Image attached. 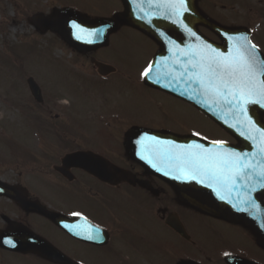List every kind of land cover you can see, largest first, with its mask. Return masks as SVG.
<instances>
[{"label": "rangeland", "instance_id": "374dc122", "mask_svg": "<svg viewBox=\"0 0 264 264\" xmlns=\"http://www.w3.org/2000/svg\"><path fill=\"white\" fill-rule=\"evenodd\" d=\"M215 1L219 7L214 11L208 9L213 18L226 25L243 27H248L250 22L248 28L253 42L260 41L264 49V0L261 3L258 0ZM59 7L75 8L89 18H110L124 9L121 0H0V156H5L10 163L11 176L26 167L23 162L32 160L29 153L43 142L40 141L43 137L51 144L58 142L56 130L50 124L60 126L66 122L76 135L79 130L75 123L81 122L89 112L97 111L99 115V111H110L109 120L120 117L127 121L126 125L155 129L163 122L165 127L182 134L196 132L210 140L224 139V132L194 106L146 85L141 74L158 51L150 38L123 26L110 37L108 46L94 52L97 62L93 63L67 47L56 32L38 31L33 16L49 15ZM204 33L218 41L215 35ZM105 64L115 67L116 73L102 77L98 70ZM30 76L42 87L45 106L51 107L50 114L40 108L32 109L35 104L27 86ZM79 91L82 93L77 94ZM37 115H43L46 123ZM86 120L84 138H95L94 126ZM39 128H45L43 134H37ZM72 132H67L66 138L76 139ZM30 180L27 178L25 183L37 194L40 191L35 180ZM45 202L53 204L54 197L46 196ZM157 221V237L167 242L168 228ZM207 223L199 218L190 219L202 246L209 254H215L217 240L201 226ZM48 234L84 264H118L116 257L85 249L79 252L73 243L51 231ZM158 256L159 252L152 259ZM0 264L54 263L32 254L0 252Z\"/></svg>", "mask_w": 264, "mask_h": 264}, {"label": "flooded vegetation", "instance_id": "af4514ba", "mask_svg": "<svg viewBox=\"0 0 264 264\" xmlns=\"http://www.w3.org/2000/svg\"><path fill=\"white\" fill-rule=\"evenodd\" d=\"M202 3L210 11L217 7L211 0ZM80 93L82 91L77 94ZM34 108L43 109L48 114L51 112V107L45 103ZM99 112V115L96 111L83 118L94 126L92 134L95 138H84L87 133L84 122L76 124L79 130L74 135L76 139L66 138L70 130L68 123L64 122L57 126L64 139L54 144L39 142L31 154L32 160L16 176L8 173L9 163L0 157V233L26 227V230L60 249L73 262L78 257L63 245H58L48 231L73 243L79 252L85 249L111 255L116 257L118 264H232V259L264 264L263 241L254 228L244 220L218 219L186 207L165 179L138 162L136 157H141V151L146 147V143L141 146L143 139L133 137L130 143L127 142L130 132L143 126L126 125L127 121L120 117L116 121L109 120L110 111ZM113 123H117L116 126ZM154 130L182 134L165 127L163 122ZM224 134V139L216 140L235 143L229 133ZM165 143L162 140L161 146ZM76 152L85 154L75 163L65 166L66 156ZM27 178L35 180L42 193L33 195L30 190L22 193L20 187H26ZM242 183L234 181L228 186H216L218 190L224 187L235 190ZM7 184L15 187L13 192L20 198L26 195L49 211L61 214L59 219L62 223L74 220L72 225L79 234L101 238L92 239L89 243L71 236L60 223L54 224L48 216L23 211L15 199L3 193ZM48 195L54 197L53 204L45 202ZM254 199L264 202V195L256 193ZM226 202L220 200L223 205ZM251 216L256 222H264L258 212ZM194 218L208 222L201 226L217 240L215 254H209L199 241L197 231L190 224V219ZM157 220L168 228L167 242L157 237ZM168 222H182L181 232L171 228ZM0 252L11 253L1 248ZM157 252L159 256L153 260Z\"/></svg>", "mask_w": 264, "mask_h": 264}, {"label": "water", "instance_id": "95a60500", "mask_svg": "<svg viewBox=\"0 0 264 264\" xmlns=\"http://www.w3.org/2000/svg\"><path fill=\"white\" fill-rule=\"evenodd\" d=\"M197 1L184 0L185 7L183 10H173L166 7V5L179 4L180 0H122L123 6H125L124 11L114 14V18L91 19L73 8H59L49 17L38 14V16L34 17V21L40 31L47 32L51 30L58 32L70 47L81 53L94 52V50L108 45L109 37L125 25L138 29L146 36L151 37L159 45V52L151 64L149 76L145 78L147 85L167 91L180 99L190 102L214 121H217L226 131H230L239 142L238 145L231 146L228 152H235L241 156L242 149L246 148L249 150L251 145L243 142L238 135L239 119L246 120V123L253 119L254 123L261 124L264 127L262 119L264 117V106L250 104L246 106L247 112L241 113L235 107L206 95L200 85L196 81L190 80L189 76L194 71L190 64L195 63L202 55H209L213 49L216 52L224 53V55L233 53L234 47H239L242 51L248 49L250 45H253L250 41V33L245 28L227 27L217 23L212 18L210 19L199 8ZM74 25H79L80 27L76 28ZM201 25L206 26L217 34L221 38L222 43L211 41L200 33L199 27ZM89 33H95V35H89ZM253 51L256 52L258 59L264 58L256 47ZM113 70L111 66L107 65L100 67V72L103 75L113 72ZM256 80L258 84L264 83V76L258 74ZM28 86H30L32 95L35 96L36 100L42 103L44 100L42 91L34 78L30 77ZM144 130L140 129L138 132H130L128 143H130L131 138L136 133ZM145 131L158 134L152 130ZM170 137L179 141L183 148L199 144L214 151H221L218 144L214 145L205 142L196 136L182 137L173 134ZM80 155L82 153L67 156L65 163L73 164ZM251 157L252 155H249V159ZM253 161L254 159H250V162ZM140 163L147 167L150 166L145 161ZM164 167L169 174H164V176L159 174L160 177L168 181L176 189L178 197L184 205L215 218L247 221L251 228H254L256 233L263 239L262 246L264 247V231L254 223H251L249 217L246 216L247 213H238L231 207L221 204L214 195L213 186H208L209 181L207 179L203 183L200 182L199 178L196 180L177 179V173L167 163H165ZM11 190L12 188L10 189L7 185L4 193L10 195L13 193H11ZM261 193H264V188ZM14 197L24 210L48 215L54 223L58 222V215L48 211L45 212L44 208L37 202L32 203L28 200ZM261 206H263L264 210V204ZM7 235H10L13 239L10 241L6 240ZM13 244L15 247L12 246ZM0 246L24 254H38L40 257L57 264H71L60 251L40 237L35 236L32 232L26 231V228L20 233H1ZM232 263L247 264L235 260Z\"/></svg>", "mask_w": 264, "mask_h": 264}, {"label": "snow or ice", "instance_id": "6c2138e0", "mask_svg": "<svg viewBox=\"0 0 264 264\" xmlns=\"http://www.w3.org/2000/svg\"><path fill=\"white\" fill-rule=\"evenodd\" d=\"M166 7L183 10L184 0H180L179 4H168ZM74 27L80 26L74 25ZM254 49L255 45H250L243 51L239 47H234L233 53L229 55L213 49L209 55H202L199 60L190 64L194 71L189 79L196 81L206 95L235 107L241 113L247 112L246 106L250 104L264 106V83L258 84L256 80L258 74L264 76V58L258 59ZM150 72L151 66L141 75L147 78ZM150 142L155 145L162 144L154 138ZM140 143L143 146L146 141L142 140ZM157 159L166 162L177 173V179L199 178L202 183L207 179L209 187L213 182L228 186L242 175L247 178L246 170L254 167L246 158L235 152L214 151L199 144L187 148L169 144L166 151L157 154ZM149 162H152L151 158ZM152 166L157 167V163H152ZM168 174L165 172V175ZM256 174L262 178L261 184L264 186V168ZM87 238L101 237L89 235ZM12 246L15 247L14 244Z\"/></svg>", "mask_w": 264, "mask_h": 264}]
</instances>
